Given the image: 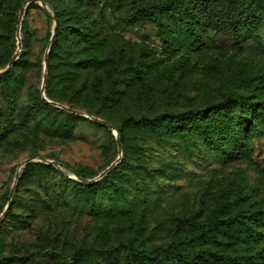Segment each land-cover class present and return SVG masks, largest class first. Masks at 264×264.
<instances>
[{
    "label": "rangeland",
    "instance_id": "rangeland-1",
    "mask_svg": "<svg viewBox=\"0 0 264 264\" xmlns=\"http://www.w3.org/2000/svg\"><path fill=\"white\" fill-rule=\"evenodd\" d=\"M18 1H22L21 9L25 0H9L12 4ZM47 1V7L38 2L24 5L21 48L15 31L7 45H2V49L18 51L22 57L15 73L7 77L10 85L5 86L13 87L18 79L17 89L2 96L9 101L8 110L16 126L0 140V216L26 159L34 156L36 162L53 164V168L41 167L17 182L16 201L0 222V258L13 255L10 264H60L36 253L51 248L66 255L82 251L88 264H123L122 258L107 261L87 256L86 251L95 254V250L117 246L116 254L121 255L122 246L129 242L147 260V255L153 256L151 253L167 247L180 235L183 249L198 254L187 257L191 264H216L203 258L213 252L241 255L250 259L246 264H264L261 235L244 239L219 232L203 241L185 240L201 233L226 202L231 204L227 215L239 213L252 223L253 213L264 205V123L237 145V153L232 156L222 148L207 146L196 136L158 135L138 128L134 120L122 122L125 116L139 120L165 111L204 108L229 93L252 96L257 106V97L245 87L243 79L246 74H264V41L259 44L248 40L242 48L217 49L206 42L197 50H173L162 43L154 23L121 25L118 19L132 10L131 4L117 0ZM165 1L144 0L154 4ZM89 8H93V14L88 13ZM53 9L60 12L62 49L76 48L72 39L75 29L98 26L115 50L124 54L122 65L131 59L139 66L146 63L145 68L152 65L145 80L134 87L118 83L122 92L111 100H88L81 94L79 100L65 101L79 110L78 115L90 119L87 110H92L114 124V129L70 119L64 109L52 105L54 115L44 111L37 119L26 117V107L39 96L44 97L43 87L45 91L57 87L54 71L46 72L45 77L44 70L56 26L49 15ZM73 12L80 14L79 21ZM61 55L51 59L55 72L65 65ZM107 86L106 82L103 88ZM118 127L124 132L121 152L116 142ZM65 128L72 129L71 136L66 135ZM117 157L120 161L114 173L106 180L104 176L98 179L102 184L95 193L87 192L83 188L87 182L79 175L95 178ZM259 229L264 233V226ZM158 255L159 264H186L184 260L167 261L173 255L167 250ZM135 263L140 264V260Z\"/></svg>",
    "mask_w": 264,
    "mask_h": 264
},
{
    "label": "trees",
    "instance_id": "trees-1",
    "mask_svg": "<svg viewBox=\"0 0 264 264\" xmlns=\"http://www.w3.org/2000/svg\"><path fill=\"white\" fill-rule=\"evenodd\" d=\"M44 1L47 5L48 1ZM117 1L124 5L131 4L132 8L131 11L125 12L119 17L118 20L122 26L154 23L157 26V34L162 43L164 45L168 44L173 50L181 48L197 50L206 42H210L209 44L217 49L242 48L244 42L248 40H253L259 44L264 41V0H166L162 4L146 3L144 0ZM21 2L18 1L16 4H12L9 0H0V58L2 63L0 70L5 69L14 54L18 52L14 53L13 50L2 49V45H7V39L11 37L12 32L15 31V35H17L19 23L22 25L19 18ZM88 2L93 1L88 0ZM32 5H34V2H31ZM92 10L93 8H89L88 13L93 14ZM51 13L56 18V26L54 41L48 53L47 72L51 74L54 71L57 87L56 90L46 89V97L49 100L68 106L69 109H64L63 112L70 119H81L98 127L106 128L107 126L99 121L78 115L79 110L74 105L65 103V101L72 103L79 100L81 94L86 95L88 100L90 98L111 100L117 93L122 92L117 88L118 83L134 87L138 81L145 80V75H147L148 69L152 68V65L145 68L146 63L139 66L133 63L132 59L122 65L124 54L122 55V51L115 50L109 38L101 32L98 26L88 25L82 30L75 29L72 33V39L76 48L62 49L59 42L62 36L60 12L53 9ZM49 15L52 17L50 12ZM73 16L76 21L81 18L80 14L76 12H73ZM77 34H79L78 37ZM116 40L118 41V39ZM60 50L64 52L62 55ZM57 54L61 55L65 65L55 72L51 65V59ZM21 57L22 54H19L12 68L0 75V140L10 134L16 126L14 115L8 110L7 104L9 101L8 103L5 102L2 96L16 90L17 85L20 83L16 79V83L12 85L13 87L5 88L7 84L10 85L7 77L15 73V67ZM80 75L85 76L79 79ZM243 81L245 87H248V90L257 97V106L252 96L229 93L224 99L204 108H191L182 112L165 111L155 116L142 117L139 120H136L133 116H125L122 122L128 123L134 120L138 128L147 129L158 135L180 136L183 138L196 136L207 146L222 148L225 154L233 156L237 153V145L264 123V74L261 76L246 74ZM106 82L109 83V86L103 88ZM51 105L44 97L39 96L32 102V105L26 107V117L37 119V116L43 114L44 111L54 115L56 112L52 106L55 105ZM87 113L89 117L94 116L104 119L97 116L92 110H87ZM104 120L108 121L107 119ZM112 125L114 126V124ZM64 126L69 127L68 125ZM117 131L121 140L124 136L122 127H118ZM64 132L66 135L71 136L72 129L65 128ZM41 167L53 168V164L42 165L36 161L28 162L24 165V170L20 173L18 181L21 182L26 174L41 170ZM114 171L115 166L104 175L103 180H106ZM79 176L87 182L83 183L85 185L83 188L90 194L95 193L102 184L98 180L99 178L93 182H88L86 180L95 179L96 177L86 179L83 174ZM74 184L79 183L74 182ZM55 196H57V193ZM15 201L16 194L13 195L11 205ZM11 205L6 214L11 212ZM230 209L231 204L229 202L221 204L203 227L204 230L194 236H186V242L203 241L206 236L219 232L244 239L256 238L258 235L264 237V233L259 229L264 226V205L255 210L252 215V223L243 220L239 213L227 215ZM183 245L184 242L178 235L167 247H159L151 253L153 256L147 255V260H144L143 252L129 242L122 246L121 255L116 254L119 249L117 246L112 250H102L100 252L95 250V254L92 253V250H87L86 255H93L96 258L102 257L107 261L114 259L120 261L122 258L123 264H136L135 260L137 259L140 260V264H159L160 256L158 254L162 250H167L173 254L170 258H166L167 261L183 263L182 260H184L186 264H191L187 257L195 258L198 254L184 250ZM36 253L49 256L60 264H88L86 260H83V253L79 250L71 255H66L62 251H55L51 248ZM29 256L32 257V253ZM13 257V255L3 256L0 258V262L10 264ZM203 258L216 264H246L250 260L241 255L227 256L218 252L203 255Z\"/></svg>",
    "mask_w": 264,
    "mask_h": 264
},
{
    "label": "water",
    "instance_id": "water-1",
    "mask_svg": "<svg viewBox=\"0 0 264 264\" xmlns=\"http://www.w3.org/2000/svg\"><path fill=\"white\" fill-rule=\"evenodd\" d=\"M31 2H38L40 5H42L43 7H47L46 5V2L44 0H26L20 10V15H19V18H20V21H22V17L24 15V5L28 4V3H31ZM52 18L56 21V18L55 16L50 12ZM20 28H21V24L19 23L18 25V29H17V38H18V47L21 48L22 44L19 42L20 40ZM54 41V33L52 35V39H51V42ZM48 53H49V49L47 50L46 54H45V58H44V70H45V77H46V72H47V66H48ZM19 57V52H16L14 54V56L12 57L10 63L8 64V66L3 69V70H0V75L4 74L5 72H8L12 66L14 65L15 61L17 60V58ZM43 96L44 98L50 102L52 105H55L57 107H60V108H63V109H69L68 106H65V105H62V104H59L55 101H52V100H49L47 97H46V94H45V88L43 87ZM75 112H78L77 110H73ZM91 119H94L96 121H99L101 123H103L104 125H106L108 128L110 129H114V126L109 123L108 121L104 120V119H101V118H98V117H94V116H90ZM116 140H117V146H118V150L119 152H121L122 150V144H121V140H120V135H119V132L116 130ZM36 159L33 158V157H30L28 159H26L22 164H21V167H24L25 164H27L28 162H31V161H35ZM120 161V157H117V159L115 161H113L104 171H102V173L96 177L95 179H91V180H86L88 182H93L94 180L98 179V178H101L103 177L104 175H106L114 166H116V164ZM21 169V168H20ZM20 169L17 171V174H16V183L14 185V187L11 189L10 191V195H9V201H8V204L6 205L4 211L2 212V215L0 216V221L1 219L4 217V215L6 214L7 210L9 209L10 205H11V201H12V198H13V195H14V191H15V186L17 184V181H18V178H19V175H20ZM81 180H83L82 178H80Z\"/></svg>",
    "mask_w": 264,
    "mask_h": 264
}]
</instances>
